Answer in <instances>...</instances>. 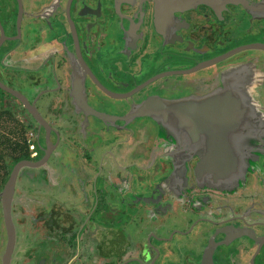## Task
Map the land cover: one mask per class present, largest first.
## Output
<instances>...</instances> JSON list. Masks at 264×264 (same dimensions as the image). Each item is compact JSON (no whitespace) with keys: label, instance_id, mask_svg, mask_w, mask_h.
<instances>
[{"label":"flooded vegetation","instance_id":"flooded-vegetation-1","mask_svg":"<svg viewBox=\"0 0 264 264\" xmlns=\"http://www.w3.org/2000/svg\"><path fill=\"white\" fill-rule=\"evenodd\" d=\"M226 78L257 113L240 174L198 183L188 138L129 110ZM0 84L32 109L0 86V190L29 162L0 264H264V0H0Z\"/></svg>","mask_w":264,"mask_h":264},{"label":"water","instance_id":"water-1","mask_svg":"<svg viewBox=\"0 0 264 264\" xmlns=\"http://www.w3.org/2000/svg\"><path fill=\"white\" fill-rule=\"evenodd\" d=\"M0 86L18 95L22 104L32 112L31 105L23 97L3 84ZM244 94L246 92L234 83L233 78H226L222 86L197 97H147L134 104L129 113L150 115L178 129L188 138L197 157L192 166V175L198 183L230 185L241 172L242 158L237 141L257 113L248 95L245 101L240 99ZM80 99V106L88 109L81 96ZM33 115L35 120H40L36 114ZM26 163L29 162L22 160L14 164L0 190L3 218L8 228L11 224L8 208L14 175L17 168Z\"/></svg>","mask_w":264,"mask_h":264},{"label":"trees","instance_id":"trees-1","mask_svg":"<svg viewBox=\"0 0 264 264\" xmlns=\"http://www.w3.org/2000/svg\"><path fill=\"white\" fill-rule=\"evenodd\" d=\"M5 114H6V110H4L3 111ZM7 118V117H6ZM19 127H20V129H22L23 128V125L22 124H19ZM25 131V129L23 130L22 129V132H24ZM1 136H3V134H0ZM4 137H6V136H4ZM20 137L22 138V139H20V140H15L14 141V143H13V149L14 150H26V148H27V144H26V141H25V139H24V135L21 133V135H20ZM8 147V144H7V139H1L0 138V153H2V152H6V148ZM19 155H15V158H17ZM0 159H2V156L0 155ZM3 166L1 167V168H3L4 169V171H5V174H6V172H7V170H8V168H7V163H5L4 161H3Z\"/></svg>","mask_w":264,"mask_h":264},{"label":"rangeland","instance_id":"rangeland-1","mask_svg":"<svg viewBox=\"0 0 264 264\" xmlns=\"http://www.w3.org/2000/svg\"><path fill=\"white\" fill-rule=\"evenodd\" d=\"M0 95H2L1 97L3 98L9 97L8 94L3 92L1 89H0ZM8 126H11V124L7 121V119L1 118L0 119V129H6Z\"/></svg>","mask_w":264,"mask_h":264},{"label":"built area","instance_id":"built-area-1","mask_svg":"<svg viewBox=\"0 0 264 264\" xmlns=\"http://www.w3.org/2000/svg\"><path fill=\"white\" fill-rule=\"evenodd\" d=\"M33 145H34V142H33V141H29V142H28V148H29L30 150H33Z\"/></svg>","mask_w":264,"mask_h":264}]
</instances>
